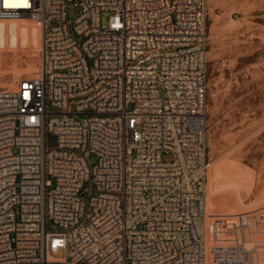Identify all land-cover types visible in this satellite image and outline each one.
<instances>
[{"label":"built area","instance_id":"1","mask_svg":"<svg viewBox=\"0 0 264 264\" xmlns=\"http://www.w3.org/2000/svg\"><path fill=\"white\" fill-rule=\"evenodd\" d=\"M205 8L0 0L40 28L38 72L0 87V264H257L236 230L253 214L206 240Z\"/></svg>","mask_w":264,"mask_h":264},{"label":"rangeland","instance_id":"2","mask_svg":"<svg viewBox=\"0 0 264 264\" xmlns=\"http://www.w3.org/2000/svg\"><path fill=\"white\" fill-rule=\"evenodd\" d=\"M205 4V147L210 164L204 202L212 216L205 219L206 240L212 243V228L215 235L230 236V225L213 224V217L253 214L236 219L238 241L250 258L260 250L257 264H264V0ZM76 14L71 8L70 17ZM109 14L101 12L102 25ZM10 23L14 25L0 29V87L38 72V23L29 17L0 20V25ZM45 139L47 145L54 144L51 132ZM160 158L170 160L172 154L161 152ZM87 159L93 163L96 157L89 153ZM47 228L58 226L49 220ZM62 254L58 250L55 255Z\"/></svg>","mask_w":264,"mask_h":264},{"label":"bare ground","instance_id":"3","mask_svg":"<svg viewBox=\"0 0 264 264\" xmlns=\"http://www.w3.org/2000/svg\"><path fill=\"white\" fill-rule=\"evenodd\" d=\"M4 3H9V4H19V5H23L25 4V0H4ZM23 17H27L26 15H23L17 19H21ZM8 21V20H5ZM14 24L10 23V24H2L0 25V29H8L9 27H12ZM23 27V26H22ZM26 28V27H25ZM24 29V28H23ZM205 205H206V201H205Z\"/></svg>","mask_w":264,"mask_h":264},{"label":"snow or ice","instance_id":"4","mask_svg":"<svg viewBox=\"0 0 264 264\" xmlns=\"http://www.w3.org/2000/svg\"><path fill=\"white\" fill-rule=\"evenodd\" d=\"M13 6H15V5H13Z\"/></svg>","mask_w":264,"mask_h":264}]
</instances>
